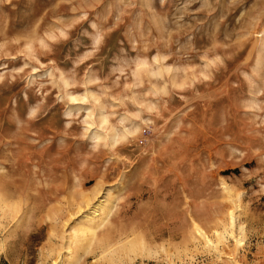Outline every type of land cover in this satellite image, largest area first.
<instances>
[{"label": "rangeland", "instance_id": "rangeland-1", "mask_svg": "<svg viewBox=\"0 0 264 264\" xmlns=\"http://www.w3.org/2000/svg\"><path fill=\"white\" fill-rule=\"evenodd\" d=\"M0 264H264V0H0Z\"/></svg>", "mask_w": 264, "mask_h": 264}, {"label": "bare ground", "instance_id": "bare-ground-1", "mask_svg": "<svg viewBox=\"0 0 264 264\" xmlns=\"http://www.w3.org/2000/svg\"><path fill=\"white\" fill-rule=\"evenodd\" d=\"M70 98L72 100H78L80 99L79 97H76L74 95H69ZM35 112V111H34ZM91 115H93L92 113L89 115L91 117ZM100 119H101V124L104 125L105 123H107L108 121V118L107 116L104 114V113H101L100 114ZM90 121V120H89ZM91 122V121H90ZM93 123V122H92ZM95 134V138L97 139H104V138H107V136H109V139L111 140L112 144H116L118 142H120L124 137H126V134L124 135H121L119 134V132L117 131H112V133L109 135L107 133H104L103 131H95L94 132ZM100 193V188L97 189L96 191V194L95 195H98ZM94 195V196H95ZM92 201V199H86V202L88 204H90V202ZM115 200L114 198H111L108 203L106 205H101L99 206V208L97 207L94 211H92L91 213H89L86 218L87 219H92L95 217V220H93V222L89 223V224H85L82 229H81V236L83 238H87V237H91V239L96 235V233L101 229L103 228V226L105 225V223L108 221V219L112 216L113 212H114V209H115ZM101 210V215L97 218L95 215L96 213ZM230 216H231V225L233 226L234 224V212L231 211L230 212ZM88 221V220H87ZM90 222V221H88ZM194 228L203 236V230L199 227L198 223L196 221H194ZM194 229V230H195ZM219 240L218 241H221V235H219ZM237 242L239 244H241V240H237Z\"/></svg>", "mask_w": 264, "mask_h": 264}]
</instances>
